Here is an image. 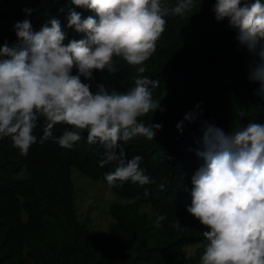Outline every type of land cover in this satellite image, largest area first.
Returning a JSON list of instances; mask_svg holds the SVG:
<instances>
[{
	"label": "trees",
	"instance_id": "trees-1",
	"mask_svg": "<svg viewBox=\"0 0 264 264\" xmlns=\"http://www.w3.org/2000/svg\"><path fill=\"white\" fill-rule=\"evenodd\" d=\"M197 1L193 0V8ZM162 3L174 7L177 0ZM214 3L215 0L205 2L197 16H189L188 11L183 16L166 17L156 51L145 62L147 70L143 75L158 82L152 89L155 101H160L165 91L187 85L201 69L206 72L204 81L182 108L165 104L140 118L145 124L162 125L153 140L136 137L122 142L127 159L143 157L140 166L152 183L140 186L126 181L121 185L118 181L117 186L109 188L104 176L116 165H99L103 146L88 144L86 131L81 132L82 139L72 149L61 148L53 138L40 143L47 124L42 117L33 130L38 142L27 156L20 154L10 137L0 138V264H160L190 244H200L193 259H201L208 243L202 233L208 229L187 208L191 205L192 177L204 164L196 155L203 150L204 132L213 126L230 135L249 122L264 123L260 85L249 79L253 54L237 42L236 32L229 27L211 53L203 40L208 26L215 21L211 10ZM24 9L33 11L29 14ZM70 10L80 12L82 19L95 18V13L77 8L71 0H0V47L18 43L14 25L24 19L31 21L34 32L51 19H58L66 33L65 43L86 38V34L67 27ZM114 63L117 73H93V92L97 84L117 94L134 87L136 68L119 57L114 58ZM76 71L74 68L73 74ZM188 113L196 116L191 122L185 119ZM178 123L181 129L177 128ZM66 129L72 130L67 125H56L53 137H59ZM72 166L90 178L100 179L105 187L127 200L112 202L109 213L116 226L135 240L136 253L129 262L120 261L116 254L106 255L100 238L85 230L83 224L72 238L48 240L50 219L60 212H71L74 207ZM141 204H148L149 211H141ZM158 216L164 217L159 227ZM177 221L181 229L173 226Z\"/></svg>",
	"mask_w": 264,
	"mask_h": 264
},
{
	"label": "clouds",
	"instance_id": "clouds-1",
	"mask_svg": "<svg viewBox=\"0 0 264 264\" xmlns=\"http://www.w3.org/2000/svg\"><path fill=\"white\" fill-rule=\"evenodd\" d=\"M71 3L95 13V18L82 19L80 12L69 11L67 27L86 38L65 43L66 33L58 19L36 32L31 21L24 19L14 25L18 43L0 47V138L10 137L20 154L27 156L38 142L33 130L42 117L47 124L40 143L53 138L61 148L72 149L86 131L88 144L103 146L99 165H116L104 176L109 188L118 181L148 185L152 180L140 166L143 157L127 159L122 142L136 137L153 140L162 128L140 119L159 108L152 93L158 82L143 75L145 62L156 51L165 18L183 16L193 8V0H177L174 7L162 0ZM211 10L217 22L227 20L237 42L253 54L249 79L259 83L258 94L264 98V3L215 0ZM24 11L30 14L33 9ZM116 57L136 68L134 87L117 94L97 84L93 92V73H117ZM195 118L194 113L185 115L189 122ZM58 124L72 130L53 137ZM202 143L203 150L196 155L204 164L192 177L187 208L208 229L202 233L208 243L200 264H264V123L249 122L230 135L208 126ZM163 219L157 217V227ZM173 226L182 228L178 221Z\"/></svg>",
	"mask_w": 264,
	"mask_h": 264
},
{
	"label": "rangeland",
	"instance_id": "rangeland-1",
	"mask_svg": "<svg viewBox=\"0 0 264 264\" xmlns=\"http://www.w3.org/2000/svg\"><path fill=\"white\" fill-rule=\"evenodd\" d=\"M205 2L208 0H198L196 3L198 6L196 5L189 11V16L199 15ZM207 29L208 34L201 38L207 42L206 45H209L211 53L218 47L222 35L228 30L227 20L221 22L215 20ZM205 77L206 72L201 69L195 78L184 87L165 91L159 101V107L169 104L174 108H182ZM71 179L74 186V207L71 212H60L55 219H50L48 240L60 242L72 238L78 226L83 224L85 230L100 238L102 251L106 255L114 257L116 254L120 261L129 262L136 253L135 240L116 226L109 213V206L112 202L125 203L127 200L105 187L100 179L90 178L74 166L71 167ZM141 211L148 212L149 205L141 204ZM199 246L200 244L183 246L160 264H200L201 259L197 261L193 259Z\"/></svg>",
	"mask_w": 264,
	"mask_h": 264
}]
</instances>
